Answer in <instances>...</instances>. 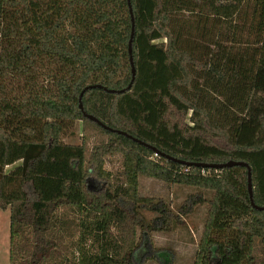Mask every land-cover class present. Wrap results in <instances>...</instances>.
<instances>
[{
	"label": "trees",
	"instance_id": "trees-1",
	"mask_svg": "<svg viewBox=\"0 0 264 264\" xmlns=\"http://www.w3.org/2000/svg\"><path fill=\"white\" fill-rule=\"evenodd\" d=\"M263 53L264 0H0L11 264H163L168 248L153 233L185 227L200 207L192 264H264V210L251 203L248 168L195 164L248 163L264 206ZM79 121L81 142H65ZM141 176L196 191L174 207L141 195ZM112 226L121 233L86 247L84 231Z\"/></svg>",
	"mask_w": 264,
	"mask_h": 264
},
{
	"label": "rangeland",
	"instance_id": "rangeland-1",
	"mask_svg": "<svg viewBox=\"0 0 264 264\" xmlns=\"http://www.w3.org/2000/svg\"><path fill=\"white\" fill-rule=\"evenodd\" d=\"M264 62V53H263ZM75 135L71 137L70 134L64 136L63 140L68 143H80L82 134V122H76L74 128ZM91 140V144L95 140ZM121 162V156H116L108 159L106 168L115 171ZM196 189L192 187L171 186L165 182L146 176L140 177L139 192L143 196L161 197L167 200L176 207L180 204L188 193L194 192ZM209 195V194H208ZM206 208H198L196 212L187 218V225L180 227L172 233L154 232L153 239L157 247L168 248L160 254L163 264H192L195 257L197 243L200 238L204 220L206 216ZM148 217H153L154 213H147ZM121 232L114 226L109 229L94 230L90 234L84 231L86 239V247L90 250H96L98 243L109 240L112 235H119ZM10 209L0 210V264H11L9 257V243H10ZM88 236V237H87ZM172 249L174 251L171 252ZM142 264H159L156 259H145Z\"/></svg>",
	"mask_w": 264,
	"mask_h": 264
},
{
	"label": "water",
	"instance_id": "water-1",
	"mask_svg": "<svg viewBox=\"0 0 264 264\" xmlns=\"http://www.w3.org/2000/svg\"><path fill=\"white\" fill-rule=\"evenodd\" d=\"M130 5V11H131V15H132V32H131V37H130V41H129V54H130V61H131V65H132V80L130 82V84L128 85V88L131 87L134 79H135V74H136V68L134 66V61H133V55H132V52H133V48H132V43H133V37H134V31H135V21H134V17H133V11H132V6H131V3L129 4ZM92 87H103L102 85L100 84H97V85H90L89 88H92ZM88 88V87H87ZM85 88L81 94H80V97H79V100H80V103H79V106L80 108L83 110V103H82V96L84 94V91L87 89ZM106 90L110 91V92H116L118 90H115V89H108L106 87H104ZM119 91H123V90H119ZM84 115L87 116L89 119L99 123L100 125H102L104 128L106 129H110V130H114L113 128L107 126L106 124H104L103 122H101L97 117H95L94 115L92 114H87L86 112H84ZM115 131H118L119 133H122V134H126L128 135L126 132L124 131H121V130H115ZM130 136V135H128ZM135 139L136 141H139L140 143L144 144V145H147V146H150L154 149L153 146L139 140V139H136V138H133ZM169 158H172L176 161H181L177 158H174V157H171V156H168ZM182 162V161H181ZM188 163V162H187ZM196 165L198 166H203V167H215V168H223V167H231V166H234V165H242V166H246L248 168V190H249V196H250V200H251V203L252 205L259 209V210H264V206H259V205H256L255 202H254V199H253V186H252V181H251V168L249 167V164L246 163V162H243V161H228V162H225V163H219V164H209V163H202V162H197L195 163Z\"/></svg>",
	"mask_w": 264,
	"mask_h": 264
}]
</instances>
